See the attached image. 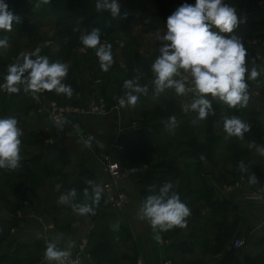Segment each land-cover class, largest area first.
Instances as JSON below:
<instances>
[{
    "label": "trees",
    "instance_id": "obj_1",
    "mask_svg": "<svg viewBox=\"0 0 264 264\" xmlns=\"http://www.w3.org/2000/svg\"><path fill=\"white\" fill-rule=\"evenodd\" d=\"M184 1L188 4H195V0ZM224 3L232 6L233 1L224 0ZM27 15L30 17L32 12L30 11ZM38 16L40 18L41 16H45L47 25H54L55 27L60 25L64 29L62 33L70 34L72 30L75 31L76 25L80 22L83 23V26H88L89 24L87 23L91 22L90 18H94L96 14L92 13L89 0H50L48 4L39 2ZM107 24V31H111L114 35L122 38L123 42L118 52L119 59H121L119 63L122 69L115 62L109 68L114 72L113 78H111L113 79V83L111 84L114 90L106 92L105 88L107 86L105 85L107 82L99 89L98 96L103 99L106 110L116 102L117 97L124 96L125 92L128 91L122 87L124 81H135L138 78L139 69L145 71L144 81L146 79H155V74L151 70L152 62L145 56L139 54V43L136 42V38L130 33L127 21L118 18L114 22L109 20ZM259 26H264V23L260 20L243 18L233 33L229 35L253 32L250 29L258 31L260 30L258 28ZM101 30V37H108L105 38L107 40L106 44L111 43L110 35L108 36L107 32H103L105 31L103 28ZM216 31L217 33L219 32L218 29ZM72 34V37L76 38L77 33L74 32ZM253 34L256 35L255 39L258 40L264 37V31L259 33L254 32ZM73 43L70 45H73ZM243 45L245 49L250 48L246 43H243ZM70 47H68L67 52L63 56L64 60L68 56ZM259 47H257L258 50ZM257 51L250 50L248 52L245 58L246 66L249 64L253 66L259 65L261 60H258L256 57ZM42 55H46L45 51ZM1 63L3 62L1 61ZM68 75L65 83L71 85L73 89V96L70 99L63 94L57 95L55 91H45L44 94L46 98L54 99L59 104L82 105L87 98L84 99L82 94H80L83 89L78 88V78L77 76L72 77L70 73ZM25 76H27V73H25ZM102 76H104L103 73ZM261 76L263 80L259 76L255 80H252L247 75L246 83L249 88L264 94V73ZM107 78L109 79V77ZM0 81L4 82V78L0 77ZM8 103H10V100H7L4 106L6 107ZM177 103L178 101L166 91L164 95L157 97L155 103L152 102L151 106L142 112H139V108L135 106V113L138 119L140 121H142L141 119L150 121L149 128L146 129L142 124L136 129L122 133L119 138L121 144L119 158L121 165L126 168L145 165L144 169L132 173V177L139 188L141 201L144 202L149 195L158 194L160 187L165 181H172L174 186L170 189L169 194L172 192L178 193L181 202L185 203L191 210L190 216L186 218L187 226L184 227L187 229V236L190 238V241L181 240L177 243L169 241L166 249L171 250L172 254L179 256L181 264H206V255H209V259H213V263L211 264H264V246L254 256H243L241 261L236 257L234 250L231 248V241L237 235L239 217L234 215L232 220L227 222V213L234 208V205L226 200L214 197L213 187L207 182V178L231 182L241 176L248 182L250 188H254L262 182L264 184V167L254 165V162H250L247 157V153H250V151L256 152L258 147L264 146V109H257L251 100L248 101L249 104H247V107H237L231 111L224 104L222 107L225 112L229 111L234 116L251 117L252 122L249 124L251 126L250 132L245 133L243 139L236 137L225 139V135L222 136L220 141L219 135L213 132V116L211 114L203 120L204 125L201 128L196 123H192V120L195 118V115L192 114L194 116L193 118L188 121H182V124L186 128L185 132L179 128L172 132L173 129L171 127L174 121L182 115H179L180 108L177 106ZM34 105L36 106V104ZM170 116H174L175 120L169 121L168 118ZM45 122L51 133L52 124L47 119H45ZM43 138L45 137L43 136ZM20 139L22 143V137ZM228 140L229 144L223 145ZM220 146L227 150V156L223 160L221 159ZM56 151L59 153L57 154L59 156L56 157V160L61 162L60 157H63L66 166H68V160L64 151L61 148H58ZM153 153L155 154L154 158ZM47 154L51 158L55 155L54 152H45L41 156ZM48 162L53 161L48 160ZM204 162H207L210 166V172L208 174H203ZM240 162H243L244 170L238 167ZM261 162L264 164V156H261ZM219 166L220 169L218 168ZM68 167L71 170L66 172L65 176H68L69 179L71 178L69 185L72 186V189L74 188L77 192L79 189L85 188L87 191L82 198L80 196L77 198V194L74 197H69L66 204H61L62 207H59L58 212H61L63 209L65 212L72 211L73 205H89L95 209L94 215H86L91 222V226L88 229V239L90 241L88 253L93 260V264H117L119 260L124 261L125 264H134L137 258V251L129 229L109 221V216L102 211L104 200L101 195L98 203H95V196L98 191L88 189L91 184L88 181H92L91 173L81 164H74ZM73 167L79 172L77 174V180L74 177L75 183L72 182L73 175L69 174L72 173ZM42 170L43 168L40 171L41 173L44 172ZM7 171L8 173L5 174ZM33 175V170L24 172L21 165L15 170L0 168V176H4L3 178L0 177V182L5 183L7 186L6 190L0 186V195L6 196L5 193H8L15 201L14 203L8 201L0 205L10 215V218L2 220L3 224H0V262L32 264L42 255L38 243L37 245L33 243V248L39 249L38 252L33 253L26 250L28 247L27 244L15 243L11 248V243L7 241L8 229L16 222L14 218L15 210L27 198L26 195H23V192L18 198L15 193L20 191L19 187L21 185L23 187L25 180L30 182ZM252 176H255L256 183L249 182ZM22 191L27 193V188L25 190L24 186ZM44 205H47V202ZM44 209L46 211L45 206ZM55 215L51 217L57 229L61 232L68 233L70 225L68 215ZM102 218L107 219L108 226L106 223H99ZM98 225H104L105 227L94 229ZM206 225H209L208 230L203 229ZM113 227L119 230L118 237H114ZM196 227H199V229H196ZM181 229L176 227L167 231H160L161 239L163 241L170 240ZM260 240H264V231L260 236ZM124 248H126V252L122 250ZM217 254L218 258H214Z\"/></svg>",
    "mask_w": 264,
    "mask_h": 264
},
{
    "label": "clouds",
    "instance_id": "obj_2",
    "mask_svg": "<svg viewBox=\"0 0 264 264\" xmlns=\"http://www.w3.org/2000/svg\"><path fill=\"white\" fill-rule=\"evenodd\" d=\"M49 2L50 0H40L43 4ZM36 6L39 7V3ZM95 8L97 11L109 12L114 19L127 15L121 12L119 0H96ZM19 20L20 17L9 9L5 0H0V30L12 31L13 22ZM240 22L235 7L224 3V0H195L194 5L183 3L166 19L167 31L161 40L170 43L162 44L160 55L151 64V70L155 74L154 92L158 95L165 88H174L177 95L183 96L186 94L184 80L190 76L196 98L184 105L182 110L196 113L192 123L213 114L212 102L206 98L208 95L218 98L229 108L247 107V50L238 36L220 35L210 30L214 26L219 33L231 34ZM101 31V28L93 27L81 34L79 39L84 48L96 50L99 67L107 72L114 63L112 45L101 44ZM7 47L8 38L0 39V49ZM178 69H183L188 76L181 80L173 79ZM68 71V64L60 61L50 63L47 56L39 55V49L20 52L15 61L7 66V74L0 89L14 94L20 92V85H24V92H30L36 100L39 99L37 94L45 91H55L57 95L63 94L70 99L73 89L71 85L62 82ZM258 76L259 72L252 68L249 78L255 80ZM122 87L128 91L123 97L116 98L121 108L136 106L139 97L133 93H147V85L141 86L133 80H125ZM168 120L174 121L175 117L170 116ZM18 124L15 117L0 118V168L15 170L20 166L22 129ZM223 130L226 133L225 139H243L245 133L250 132L251 126L237 116H231L224 119ZM257 151L264 156V146L258 147ZM238 167L244 170L243 162ZM249 182L256 183L255 176L250 177ZM173 186L172 181H165L159 193L149 195L139 209V218L146 219L154 232L158 229L167 231L187 226L186 218L190 216L191 210L181 202L178 193L169 194ZM75 194L76 190L73 188L67 195L60 197V202L65 203ZM99 198L100 192H97L95 203H98ZM73 210L81 216L95 214V209L89 205H73ZM159 238L157 235L156 239ZM74 246L75 242L70 241L67 248L60 249L55 241H49L44 258L49 262L56 261L57 264H78V261L68 259Z\"/></svg>",
    "mask_w": 264,
    "mask_h": 264
},
{
    "label": "rangeland",
    "instance_id": "obj_3",
    "mask_svg": "<svg viewBox=\"0 0 264 264\" xmlns=\"http://www.w3.org/2000/svg\"><path fill=\"white\" fill-rule=\"evenodd\" d=\"M73 1V0H71ZM184 0H119L121 5V12L127 13L126 16L119 17L122 20H126L129 26V31L132 33V35L136 38V42L139 43L138 52L140 55L145 56L148 60L153 62L157 56L154 55H160V48L162 44H168L170 41H162L161 37L166 33V19L169 15L172 14V12L175 11V9L180 6L181 4L185 3ZM228 1V0H227ZM233 3H240L243 5L249 4L250 2H253L254 0H232ZM5 2L8 4L9 9L13 11V13L20 17L19 22H13L12 31L10 32H4L3 30H0V39L7 37L10 40L9 46L7 48L0 49V63L1 61L5 63L6 70H2L0 74L2 78H4L7 74V66L11 63H13L17 57V55L20 52H31L35 51L36 49H39V55H42V53L45 51V56L49 58V62L54 61H60L62 63H66L69 66L70 75L72 77L77 76V84L79 85V89H83V91L80 93L85 98H88L87 96L92 97L96 100L99 89L101 86H103L106 82L107 88H105L106 92L109 90H114V87L111 83H113V74L114 72L109 69L107 72H104L99 67V60L97 56L95 55V49H86L81 44L79 36L83 34L86 31H90L93 27H99L103 28L104 30L108 26V21L114 22V20L118 18H112L110 13L107 11H97L95 8L96 0H89V5L91 7L92 13L96 14L94 18H90L91 22L87 23L88 26H83V23H78L75 27V31L72 30L71 32H76V38L72 37V33L65 34L63 28L59 25L58 27H55L54 25H47L45 16H38V7L36 4H38L40 1L36 0H5ZM247 2V3H246ZM246 3V4H245ZM32 12V15L29 17L27 14ZM255 16V15H254ZM41 20V21H39ZM260 30H255L257 33L264 31V26L258 27ZM211 31H216V28L214 26ZM103 32H107V35H110V42L108 44L112 45V55L113 60L117 64V66L121 67V64L119 63L121 59H119V47H121V44L123 42L122 38H119V36L114 35L113 32L107 31V29ZM220 35L229 36L228 33H219ZM232 34V33H231ZM238 36L242 43H246V45L250 46V48L246 49L247 54L250 52V50L257 51V47H259V50L257 51L256 57L258 60L264 61V37L260 40L255 39V36L253 33H240L235 34ZM105 38H108L105 36ZM105 38L101 37V44H106L107 40ZM74 40V41H73ZM9 42V41H8ZM74 42V43H73ZM247 42L249 44H247ZM73 45H70L72 44ZM68 56L66 60L63 59L64 54L67 52L68 47ZM256 49V50H255ZM35 58V57H33ZM248 72L246 74L248 75V78L250 77V72L252 68H256V70L259 72V77L262 79V74L264 72V69L259 64L258 66H252L247 65ZM122 69V67L120 68ZM102 73L104 76H102ZM67 76H69L67 74ZM185 76H188L187 73L183 71V69H178L177 75L173 77V79L181 80ZM109 77V79L107 78ZM67 78V77H66ZM107 78V80H106ZM145 78V71L143 69H139L138 71V78L134 81V83H137L141 86L147 85V93H135L139 97L136 106L139 108V112L144 111L146 108H149L152 104V102H156V99L158 96L164 95L166 91L170 93V95L178 101L177 106H179V117L176 119L171 127L172 132L176 129H180L181 131H186V128L182 124V121H188L191 118H193L196 113L194 112H184L182 110L183 106L186 104H190L193 99L196 98L195 92H194V86L191 83V77L188 76L187 80H184L185 86H186V94L183 96H179L175 93L174 88H165V90L158 95L155 94L154 88L155 85L153 83L154 79H146ZM66 79L62 82L65 83ZM110 81V82H109ZM4 82L0 81V84H3ZM23 86V85H22ZM20 87V92L14 93V94H8L4 90L0 89V118L5 117H15L19 124L18 127L22 129V143L20 145V165L22 166V169L24 172H30L31 170L34 171V175L31 177V181L28 182L25 180V183L23 184V187L25 186V190L27 188V193H25L23 190V187L21 185L20 191H17L15 193L17 195V198L19 195L23 192V195H26L27 198H32L37 202L39 206L44 209V206L46 208V211L49 214V216L52 215H58V216H65L66 214L68 216L69 213L65 212L64 209L60 212H58L59 207H62L60 202V197L62 195H65L67 192H69L72 189V186H70L69 181H71V178L69 179L68 176H65L66 172H68L70 169L66 166V163L64 161L63 157H60L61 162L56 160L58 151H54L53 158L50 157V153L41 156L44 151H42L43 144H40L44 139H48V137L51 135L49 128L47 126V123L45 122V119H47L49 122L50 120L46 118L45 115L37 111V105L35 106V102L33 100V97L30 93L24 92L23 88ZM87 93V94H86ZM99 97V96H98ZM101 98V97H99ZM206 98H208L212 102V108H213V116L212 122H213V132L215 134H218L220 137V141L222 136H225V132L223 130V121L225 118H229L231 116H234L228 112H225L223 110L224 103L220 101L218 98L211 97V95H208ZM10 100V103L6 104V101ZM250 101V97H249ZM33 104V105H32ZM249 104V103H248ZM9 106V107H8ZM35 106V107H33ZM4 107V110H3ZM35 108V110H33ZM229 110H234V108H229ZM37 114V115H34ZM193 114V115H192ZM176 115V116H179ZM237 116V115H236ZM238 118L244 120L246 123L250 124L252 122L251 117L246 116H237ZM139 126L142 124L145 126L146 129L149 128V120L141 119ZM163 120V119H162ZM148 121V122H147ZM142 122V123H141ZM52 125V122H50ZM199 128H201L204 125L203 120H198L196 122ZM196 125V126H197ZM48 132V133H47ZM169 134L172 135L171 132L168 131ZM170 135V136H171ZM43 136L45 138H43ZM50 138V137H49ZM45 141V140H44ZM229 140L223 145H228ZM40 144V145H39ZM221 144V143H218ZM226 149H224L222 146H220V152H221V159L223 160L224 157L227 156ZM153 153V158H154ZM247 157L249 158L250 162H254V165H257L259 167H264V164L261 162V155L258 151H250V153H247ZM48 160H51L53 162H48ZM56 160V161H55ZM221 162V161H220ZM45 164V166H43ZM226 167H228L227 164H225ZM20 167V166H19ZM43 168L41 173V169ZM74 168V167H73ZM145 165H141L140 167H134L133 173L140 171L141 169H144ZM30 169V170H29ZM8 171L5 173L7 174ZM79 172L76 168L73 169L72 173H69L70 175H73L72 182H74L77 178V174ZM26 174V173H24ZM5 176V175H4ZM3 176V177H4ZM1 177V176H0ZM1 177V178H3ZM29 177V176H28ZM0 178V179H1ZM208 179V178H207ZM77 180V179H76ZM209 181V179H208ZM262 185L260 188L259 186ZM0 186L4 188V190L7 189V186L5 183L0 182ZM82 187V186H81ZM84 187V186H83ZM250 187V186H249ZM89 190L90 186L88 187ZM87 189L81 188L79 189L76 194L78 195L77 198L80 196L81 198L85 196V193ZM92 191V190H91ZM246 191H252V192H259L261 194H264V184L263 182L259 185L255 186L254 188H250ZM6 196L0 195V205L11 201L14 203L15 201L8 193H5ZM22 195V196H23ZM93 197V196H92ZM47 202V205H44L45 202ZM66 204V202H65ZM75 204V202H73ZM251 204V203H250ZM252 205H258V204H252ZM262 206V205H259ZM57 212V213H56ZM55 215V216H56ZM85 217V215H83ZM6 218H10V215L7 211L2 209L0 207V224H3L2 220H5ZM71 218V217H70ZM106 223L108 226L109 223L106 218H102L99 223ZM83 224H80L77 226V231H84L86 226L89 228L91 226V222L88 220V218H85V225L84 229L81 228ZM1 226V225H0ZM94 229H101L104 228V225H98L95 226ZM209 225H206L203 227V229L208 230ZM86 228V229H87ZM113 234L114 237H118L119 230H117L116 227H113ZM196 229H199V227H196ZM86 231V230H85ZM200 234V233H199ZM187 229L182 228L181 231L176 234L172 239L167 240L166 242H163V244L166 246L169 241L177 243L181 240L190 241V238L187 236ZM198 235V234H197ZM209 237V236H207ZM235 236L234 238H236ZM241 237V236H240ZM232 239V241L234 240ZM231 241V242H232ZM128 244V243H127ZM129 246V245H128ZM264 245H262L263 248ZM124 252H126V248L122 249ZM171 250H168L166 252V258L171 261V264H181L180 257L176 256L171 253ZM240 252V251H239ZM238 253V252H237ZM179 257V258H178ZM205 262L206 264L213 263V259H209V255L205 256ZM3 262H0L2 264ZM125 264L124 261L119 260L117 264Z\"/></svg>",
    "mask_w": 264,
    "mask_h": 264
},
{
    "label": "crops",
    "instance_id": "obj_4",
    "mask_svg": "<svg viewBox=\"0 0 264 264\" xmlns=\"http://www.w3.org/2000/svg\"><path fill=\"white\" fill-rule=\"evenodd\" d=\"M258 1L254 0L249 4H246V2V5L232 4L240 21L243 18H250L264 23V6H256ZM250 31H253L251 33L256 32L254 30ZM8 41L9 46L10 40L8 39ZM259 64L264 69V61H260ZM2 70L5 71L6 67L3 63H0V74H2ZM246 76L247 74H245V81ZM250 100L257 109H264L253 99L250 98ZM72 123L77 125L76 129L72 128ZM51 127L50 138L48 137V139H44L45 141L40 142V144H43L42 151L54 152L61 148L68 160V166L81 164L91 173L92 183L90 189L94 190L92 188L94 184L108 180V175L103 169L104 155L121 165L119 138L122 133L138 128L139 119L136 116L135 107L121 108L118 100H116L103 115H84L80 118H73L68 122L64 121L60 124L51 125ZM85 141L88 143L85 144ZM121 167L126 169L122 165ZM132 173L117 180V186L126 195L122 209L114 210L103 201L102 211L109 216L110 222L129 229L136 247L137 258H140L143 264H163L164 260H168L166 258L168 250L163 244L166 241L161 239L159 229L154 232L146 219L139 218V209L143 202L140 199L139 188L132 177ZM208 179L207 182L213 187L214 197L226 200L234 205V208L227 213V222L232 220L234 215L239 217L236 236L244 238L245 245L236 251L234 250V254L240 261L243 256H254L264 245V240H260V236L264 231V205H252L245 200L242 192L249 190L250 187L248 182L241 176L231 182L213 178ZM68 213L70 215L68 216L69 232L64 233L57 229L52 217L35 200L26 198L15 210L14 218L16 222L8 229L7 241L11 243V248L15 243L27 244L26 250L33 253L39 250L33 248V243L36 245L38 243L42 255L32 264H57L56 261L49 262L44 258L47 243L55 241L58 248L65 249L68 247L69 242L73 241L75 246L71 248V256L77 258L78 264H93V260L88 253L90 242L88 229L90 227L87 228L86 226L87 229L84 227L87 216H81L74 210ZM80 224H83L81 228H85L86 231H77L76 227ZM157 235H159V239H156ZM214 258H218V254ZM2 264H11V262H3ZM169 264H171L170 261Z\"/></svg>",
    "mask_w": 264,
    "mask_h": 264
},
{
    "label": "built area",
    "instance_id": "obj_5",
    "mask_svg": "<svg viewBox=\"0 0 264 264\" xmlns=\"http://www.w3.org/2000/svg\"><path fill=\"white\" fill-rule=\"evenodd\" d=\"M256 6L263 7L264 0H259ZM24 88V85H20ZM30 93V92H29ZM31 94V93H30ZM248 94L259 106L264 107V94H261L255 89L248 88ZM32 95V94H31ZM39 99H33L37 105V111L42 113L53 124H60L64 121H70L73 118H80L84 115H103L108 109L105 108V103L102 98L97 97L96 100L88 97L82 105L59 104L54 99L46 98L44 92L38 93ZM72 128L76 129V124L72 123ZM103 169L108 175V180L94 184L92 188L100 192L104 202L114 210H121L126 200L124 191L117 186V180L122 176L133 172V168L123 169L120 164L108 159L104 155ZM243 197L251 204L264 205V194L252 191H243ZM245 245V240L242 237H236L231 242V248L238 250ZM69 260L77 261L76 257H69ZM134 264H143L140 258H136ZM163 264H169L168 260H164Z\"/></svg>",
    "mask_w": 264,
    "mask_h": 264
},
{
    "label": "water",
    "instance_id": "obj_6",
    "mask_svg": "<svg viewBox=\"0 0 264 264\" xmlns=\"http://www.w3.org/2000/svg\"><path fill=\"white\" fill-rule=\"evenodd\" d=\"M202 171H203V174H208L210 172V166H209V164L207 162L203 163Z\"/></svg>",
    "mask_w": 264,
    "mask_h": 264
}]
</instances>
